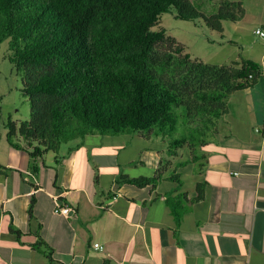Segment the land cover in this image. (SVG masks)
<instances>
[{
	"label": "crops",
	"instance_id": "1",
	"mask_svg": "<svg viewBox=\"0 0 264 264\" xmlns=\"http://www.w3.org/2000/svg\"><path fill=\"white\" fill-rule=\"evenodd\" d=\"M226 109L204 143L173 154L152 134H92L33 172L26 151L0 140V264H264V83ZM140 177L157 181H122ZM167 198L186 212L175 217ZM57 201L73 213L56 214Z\"/></svg>",
	"mask_w": 264,
	"mask_h": 264
},
{
	"label": "trees",
	"instance_id": "2",
	"mask_svg": "<svg viewBox=\"0 0 264 264\" xmlns=\"http://www.w3.org/2000/svg\"><path fill=\"white\" fill-rule=\"evenodd\" d=\"M196 3L0 0V44L7 41L9 63L22 75L21 93L30 106L28 121L7 119V143L28 153L33 172L47 152L92 134H152L168 140L171 154L185 144L204 143L227 113V99L264 83V64L208 65L192 59L164 30H152L170 8L176 19H201L218 34L223 21L236 23L244 16L237 1L218 0L211 16ZM179 107L192 124L184 133L178 129ZM122 181L144 188L154 186L157 177ZM166 202L175 217L186 212L179 198ZM27 212L31 218L32 205ZM33 247L53 262L40 239Z\"/></svg>",
	"mask_w": 264,
	"mask_h": 264
},
{
	"label": "rangeland",
	"instance_id": "3",
	"mask_svg": "<svg viewBox=\"0 0 264 264\" xmlns=\"http://www.w3.org/2000/svg\"><path fill=\"white\" fill-rule=\"evenodd\" d=\"M200 11L211 16L217 11L218 0H195ZM240 2L244 10L243 18L236 22H222V34L204 26L201 19L181 21L175 18V10L170 8L160 16L153 31L164 30L167 36L174 38L185 48L192 59L208 65L228 66L244 60L261 64L264 58V38L255 34V30L264 32V0H233ZM10 52L7 41L0 44V140H5V124L8 118L13 122L29 120L30 106L21 93L22 75L9 63ZM180 133L191 126L184 118L185 111L179 107ZM190 130V129H189ZM188 131V129H187ZM154 137H157L153 135ZM63 146V145H62ZM173 147H170V149ZM50 154V153H49Z\"/></svg>",
	"mask_w": 264,
	"mask_h": 264
},
{
	"label": "built area",
	"instance_id": "4",
	"mask_svg": "<svg viewBox=\"0 0 264 264\" xmlns=\"http://www.w3.org/2000/svg\"><path fill=\"white\" fill-rule=\"evenodd\" d=\"M255 34L264 38V32L260 31V30H255ZM56 214H59V215H62V216H65V217H68V214L70 212L73 213V211L64 203H62L61 201H57L55 203V206H54V210H53ZM93 247L95 249H100L99 245L98 244H94Z\"/></svg>",
	"mask_w": 264,
	"mask_h": 264
}]
</instances>
